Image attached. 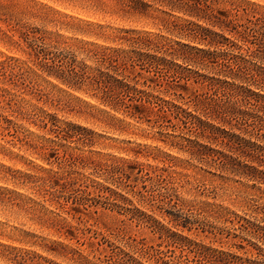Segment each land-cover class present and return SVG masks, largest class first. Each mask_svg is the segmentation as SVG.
Returning a JSON list of instances; mask_svg holds the SVG:
<instances>
[{
  "label": "rangeland",
  "instance_id": "obj_1",
  "mask_svg": "<svg viewBox=\"0 0 264 264\" xmlns=\"http://www.w3.org/2000/svg\"><path fill=\"white\" fill-rule=\"evenodd\" d=\"M119 1L0 0V62L25 59L7 39L9 30L25 26L50 33L60 46L117 47L121 31L195 45L179 28L197 21L170 4L197 0H141L143 13L127 12ZM199 2L264 31V0ZM197 23L244 47L233 33ZM186 85L187 91H175L182 99L173 91L154 94L194 111L192 100L207 90L193 80ZM45 113L57 126L85 128L87 133L75 132L85 143L55 140ZM162 140L155 126L111 111L90 93L67 89L39 72L11 80L0 73V264H194L193 255L178 248L182 238L170 237L171 232L256 259L250 243H261L240 233L241 222L233 214L261 223L264 184L192 159ZM166 155L175 160L169 163ZM115 164L126 174L120 182ZM168 214H176L178 221L171 222ZM166 229L171 232L164 234Z\"/></svg>",
  "mask_w": 264,
  "mask_h": 264
},
{
  "label": "trees",
  "instance_id": "obj_2",
  "mask_svg": "<svg viewBox=\"0 0 264 264\" xmlns=\"http://www.w3.org/2000/svg\"><path fill=\"white\" fill-rule=\"evenodd\" d=\"M119 3L127 12L143 13L145 7L141 0H120ZM202 5L197 0L184 5L171 3L170 7L220 32L233 33L244 47L222 33L191 21L179 31L195 45L168 44L149 34L121 31L123 34L115 37L120 41L117 47L87 43L73 47L66 42L60 46L50 33L25 26L9 30L10 36H7L10 46L19 49L25 59L8 57L0 62V73L11 80L23 73L39 72L67 89L90 93L111 111L155 126L170 148L197 161L217 163L232 175L264 184V169H261L264 168V31L251 22L240 24L227 19L226 12L214 13L204 2ZM71 29L77 31V27ZM191 66L209 70L213 75L200 74L191 70ZM192 73L196 76H191ZM190 80L204 84L207 90L204 97L199 95L192 100L194 111L185 107V103L154 94L173 91V96L182 99L180 94H175L176 88L187 91L186 83ZM45 116L55 140L76 138L85 143L80 133L75 134L87 133L85 128L70 124L60 127L53 116L47 113ZM167 129L172 133H162ZM166 156L169 163L175 160ZM112 170L120 175L116 177L119 182L122 177L126 178L122 165L115 164ZM99 188L112 196L119 195L102 186ZM110 205L116 207L115 203ZM168 215L172 217L171 222L178 221L176 214ZM233 215L241 222L240 233L261 243V246L250 243L256 259L200 245L168 229L164 234L171 232L170 237L182 238L178 248L181 252L188 250L194 264H264V214L261 223Z\"/></svg>",
  "mask_w": 264,
  "mask_h": 264
}]
</instances>
